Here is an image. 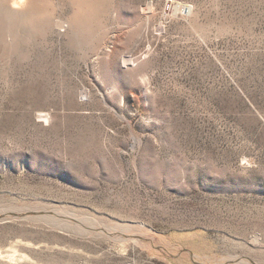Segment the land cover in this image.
<instances>
[{"label":"rangeland","instance_id":"obj_1","mask_svg":"<svg viewBox=\"0 0 264 264\" xmlns=\"http://www.w3.org/2000/svg\"><path fill=\"white\" fill-rule=\"evenodd\" d=\"M0 264H264V0H0Z\"/></svg>","mask_w":264,"mask_h":264}]
</instances>
